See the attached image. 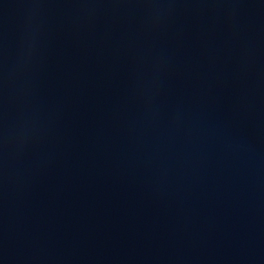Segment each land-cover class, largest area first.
I'll return each instance as SVG.
<instances>
[{
  "label": "water",
  "instance_id": "obj_1",
  "mask_svg": "<svg viewBox=\"0 0 264 264\" xmlns=\"http://www.w3.org/2000/svg\"><path fill=\"white\" fill-rule=\"evenodd\" d=\"M0 264H264V0H0Z\"/></svg>",
  "mask_w": 264,
  "mask_h": 264
}]
</instances>
